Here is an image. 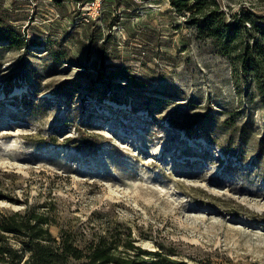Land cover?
<instances>
[{
  "label": "rangeland",
  "instance_id": "1",
  "mask_svg": "<svg viewBox=\"0 0 264 264\" xmlns=\"http://www.w3.org/2000/svg\"><path fill=\"white\" fill-rule=\"evenodd\" d=\"M217 1L264 22V0ZM4 30L0 214L81 249L264 264V78L238 52L170 0H0Z\"/></svg>",
  "mask_w": 264,
  "mask_h": 264
},
{
  "label": "trees",
  "instance_id": "2",
  "mask_svg": "<svg viewBox=\"0 0 264 264\" xmlns=\"http://www.w3.org/2000/svg\"><path fill=\"white\" fill-rule=\"evenodd\" d=\"M170 2L178 11L187 12L191 23L197 27L198 37L212 38L222 53L238 52L236 58L241 69L256 78H264V22L243 13L229 20L217 0ZM249 30L258 33L252 44L240 39ZM0 38L15 43L17 36L12 30H4ZM48 223L46 215L31 207L23 212L0 214V264H191L156 251L147 252L133 243L129 244L133 252L123 256L115 252L112 239L104 235L81 249L69 236L53 237Z\"/></svg>",
  "mask_w": 264,
  "mask_h": 264
}]
</instances>
